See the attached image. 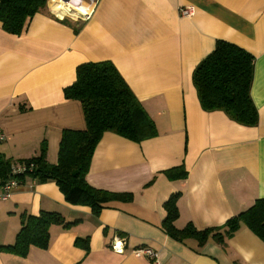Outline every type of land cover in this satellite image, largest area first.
<instances>
[{
	"label": "crops",
	"instance_id": "1",
	"mask_svg": "<svg viewBox=\"0 0 264 264\" xmlns=\"http://www.w3.org/2000/svg\"><path fill=\"white\" fill-rule=\"evenodd\" d=\"M183 8L191 13L181 15ZM219 39L254 56L255 126L200 105L192 73ZM99 61L115 65L157 134L133 142L106 131L86 180L133 198L106 202L95 215L67 202L54 182L27 177L0 201V245L14 242L23 213L56 211L77 222L52 225L47 249L30 246L25 257L0 251V264H264V241L247 227L225 245L179 241L161 227L163 203L173 193H180L179 229L220 227L264 198V0H100L84 22L50 7L20 34L0 22V130L6 136L0 154L30 158L45 141L47 160L56 163L62 131L86 128L80 102L66 99L63 89L75 81L78 65ZM180 165L186 177L168 178L165 171ZM114 235L125 237L123 253L110 249ZM76 238H87L88 250ZM139 246L155 249L157 260L131 255Z\"/></svg>",
	"mask_w": 264,
	"mask_h": 264
},
{
	"label": "trees",
	"instance_id": "2",
	"mask_svg": "<svg viewBox=\"0 0 264 264\" xmlns=\"http://www.w3.org/2000/svg\"><path fill=\"white\" fill-rule=\"evenodd\" d=\"M52 0H0V22L11 34H20L36 13L50 7ZM254 73V56L242 47L224 40H217L214 49L194 68L192 82L203 110H222L232 120L245 126H255L258 112L251 98L250 89ZM66 99L78 100L82 106L86 128L62 131L56 163L47 160V143L43 141L35 156L24 161L25 174L35 182H54L67 202L90 207L98 215L106 202L131 201L132 193L112 192L95 188L86 180L92 155L102 135L111 131L117 135L141 142L156 136L154 120L142 102L132 92L111 61L85 62L76 67L75 81L63 89ZM13 159L0 154V177H7ZM170 179L186 177L183 165L167 169ZM180 193H173L163 203L166 215L162 229L179 241L194 239L198 245L213 239L223 245L243 226L264 241V198H257L245 210L229 218L222 226L197 229L192 223L177 228L174 221L179 215L177 200ZM56 211L41 210L39 214H21L20 228L12 244L0 245V251L21 257L28 254L30 246L47 249L50 227H70ZM83 241V242H82ZM76 246L88 250L87 238H76Z\"/></svg>",
	"mask_w": 264,
	"mask_h": 264
},
{
	"label": "built area",
	"instance_id": "3",
	"mask_svg": "<svg viewBox=\"0 0 264 264\" xmlns=\"http://www.w3.org/2000/svg\"><path fill=\"white\" fill-rule=\"evenodd\" d=\"M99 3L100 0H55L52 8L58 13L84 22L95 13ZM180 13L181 15H189L191 9L183 8ZM5 138V134L0 130V142L4 141ZM30 167L24 161L12 163L8 176L0 177V201L8 200L14 191L22 185L23 181L19 178V175L25 174ZM125 244L126 240L122 235H114L109 241L110 249L116 253H123ZM130 254L134 257H147L153 261L157 260V251L150 246L132 248Z\"/></svg>",
	"mask_w": 264,
	"mask_h": 264
}]
</instances>
